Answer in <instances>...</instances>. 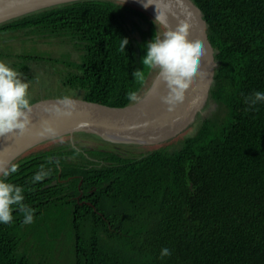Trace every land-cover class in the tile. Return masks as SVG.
I'll return each mask as SVG.
<instances>
[{
  "label": "trees",
  "instance_id": "trees-1",
  "mask_svg": "<svg viewBox=\"0 0 264 264\" xmlns=\"http://www.w3.org/2000/svg\"><path fill=\"white\" fill-rule=\"evenodd\" d=\"M192 2L216 63L192 127L140 158L85 134L20 157L0 179L23 189L34 222L23 225L14 212L12 223L0 225V264H50L48 254L66 241L69 264H264V103L254 110L245 103L264 92V0ZM153 21L120 2L55 7L0 25V42L21 38L66 50L0 48V61L31 82L30 64L51 71L67 97L125 108L153 71L141 64L146 44L158 29L166 32ZM137 69L142 78L132 76ZM214 106L220 114L205 117ZM36 174L42 179L34 183ZM165 247L171 255L161 258Z\"/></svg>",
  "mask_w": 264,
  "mask_h": 264
},
{
  "label": "water",
  "instance_id": "water-1",
  "mask_svg": "<svg viewBox=\"0 0 264 264\" xmlns=\"http://www.w3.org/2000/svg\"><path fill=\"white\" fill-rule=\"evenodd\" d=\"M95 0H0V25L43 12L55 7ZM120 2L122 0H103ZM146 3V0H143ZM125 4L139 8L155 20V5L146 10L137 0H124ZM158 10L167 15L164 31L175 30L180 21L190 24L187 43H199L202 49L200 68L183 102L172 112H165L161 99L164 89H159L158 75L147 93L125 108H108L71 99L74 107L66 109L60 99H47L32 104L31 125L22 135L0 138V178L20 157L33 149L64 137L73 142L74 135L85 134L104 142L121 146L154 147L174 139L192 125L204 108L215 73L214 50L208 40V26L202 12L192 0H157ZM79 92L78 96H80ZM71 111V116L61 113ZM50 128L52 131H45Z\"/></svg>",
  "mask_w": 264,
  "mask_h": 264
},
{
  "label": "clouds",
  "instance_id": "clouds-1",
  "mask_svg": "<svg viewBox=\"0 0 264 264\" xmlns=\"http://www.w3.org/2000/svg\"><path fill=\"white\" fill-rule=\"evenodd\" d=\"M137 2H141L145 10L154 4L157 14L153 23L167 27V15L158 10L157 0H146V3L143 0H137ZM189 28L190 24L180 21L175 30L166 31L162 37L155 34L153 39L146 44V55L141 59L143 67L157 71L165 93L161 104L168 113L183 102L184 93L200 68L202 49L199 43L186 42ZM121 41L120 48L125 51L129 42L126 38ZM21 75L8 64L0 61V138L22 135L31 125L32 104L28 91L29 83L21 79ZM132 76L137 79L142 78L143 72L138 69L134 70ZM129 98L135 99L134 96ZM58 103L64 105L66 109L74 107L72 100L68 97L61 98ZM245 103L254 110L257 104L264 103V92H253L251 96L245 97ZM61 114L71 116L72 112L65 111ZM45 131L51 132L52 130L46 128ZM14 172L13 167L5 171L3 175L7 177ZM41 179V174H36L33 182ZM24 199L21 187L0 179V225L12 223L14 212L23 214V225H30L34 222V211L23 203ZM159 255L161 258L169 257L171 251L165 247L160 250Z\"/></svg>",
  "mask_w": 264,
  "mask_h": 264
},
{
  "label": "rangeland",
  "instance_id": "rangeland-1",
  "mask_svg": "<svg viewBox=\"0 0 264 264\" xmlns=\"http://www.w3.org/2000/svg\"><path fill=\"white\" fill-rule=\"evenodd\" d=\"M158 32H159V36L162 37L164 34L162 32V30L158 29ZM33 46L37 48V51L39 53H49L53 56H58L59 52L67 49V47H65V49H63L62 47L60 48L59 46H57L55 44L49 45L45 41L40 42L39 44L35 43L34 41H30L28 43H23L21 38L15 39V38L9 37L3 43L0 42V48L9 49L11 52L21 53V54L24 52L23 49L32 50ZM30 52H33V51H30ZM72 54L75 55V51H73ZM32 67H33V69H32L33 71L30 75L34 76L35 78H37V75H38V76H40L41 80L36 79V82L35 81L32 82V87H34V89L32 90L33 91L32 94H31V92H29V96L31 95L30 100L39 102V101L45 100V98L56 99V98L67 97L70 95V93L67 89L58 88V86L60 87L61 82H59L57 76L52 77L51 71L46 73L44 68H42L41 66L35 65V64H32ZM157 75L158 74H157L156 70H153L151 72L149 82L141 90V95L138 98V100L147 93L148 89L151 87V85H152L153 81L156 79ZM25 78H26V80L28 79L27 77H25ZM28 81H29V79H28ZM68 98L69 99H77V97L74 94ZM212 113H213V116H215V115L218 116L220 114L217 110V107L214 106V107H211L209 109H206L203 112V115L205 117H207V116L211 115ZM189 127H192V126L190 125ZM192 132H194V130H192ZM72 143H74V141ZM56 146H57V144L53 143V144L47 146L46 148L52 149ZM155 148H157V147L156 146H154V147H146V146H142V147H140V146H129L128 147L127 146V147H125L124 146V147H122L120 152L124 153L126 156H130L133 158H140L141 156L148 154L149 152H151ZM67 245L71 246L72 244H70V243L68 244L67 241L64 243L62 242L60 245V246H62V250H58V248H56L51 252V254H48V255H51L53 257V258H51V256H48L49 257L48 260H49L50 264H69L71 257L69 254V247H67ZM60 256H62V258H60ZM53 259H54V261H53ZM55 259H57L58 261Z\"/></svg>",
  "mask_w": 264,
  "mask_h": 264
},
{
  "label": "flooded vegetation",
  "instance_id": "flooded-vegetation-1",
  "mask_svg": "<svg viewBox=\"0 0 264 264\" xmlns=\"http://www.w3.org/2000/svg\"><path fill=\"white\" fill-rule=\"evenodd\" d=\"M33 69V67H32V64H30V69ZM26 76H24V74H22L21 75V79H23L24 81H26V82H28L29 83V89H28V91L29 92H31V94H32V90L34 89V87H32V82L29 80L28 81V79L26 80V78H25ZM36 79H38V80H40L39 78H38V75H37V78ZM78 94H79V92H78ZM79 97V96H78ZM30 99H31V95H30ZM30 101H32V100H30Z\"/></svg>",
  "mask_w": 264,
  "mask_h": 264
},
{
  "label": "bare ground",
  "instance_id": "bare-ground-1",
  "mask_svg": "<svg viewBox=\"0 0 264 264\" xmlns=\"http://www.w3.org/2000/svg\"><path fill=\"white\" fill-rule=\"evenodd\" d=\"M158 88L163 90V85L161 83H159Z\"/></svg>",
  "mask_w": 264,
  "mask_h": 264
}]
</instances>
